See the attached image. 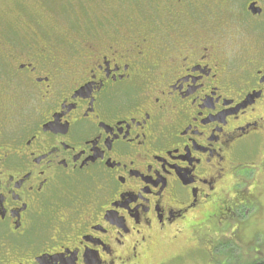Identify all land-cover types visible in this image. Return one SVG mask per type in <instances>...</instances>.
I'll list each match as a JSON object with an SVG mask.
<instances>
[{
	"label": "flooded vegetation",
	"instance_id": "af4514ba",
	"mask_svg": "<svg viewBox=\"0 0 264 264\" xmlns=\"http://www.w3.org/2000/svg\"><path fill=\"white\" fill-rule=\"evenodd\" d=\"M144 1L0 0V264H140L255 172L264 0Z\"/></svg>",
	"mask_w": 264,
	"mask_h": 264
},
{
	"label": "rangeland",
	"instance_id": "374dc122",
	"mask_svg": "<svg viewBox=\"0 0 264 264\" xmlns=\"http://www.w3.org/2000/svg\"><path fill=\"white\" fill-rule=\"evenodd\" d=\"M140 1L83 0L87 7H115L120 14ZM243 155L245 162L256 165L255 172L246 173L238 181L245 180L246 185H237L236 179L230 178L213 207H209V216L197 214L183 227V233L176 240L158 239L140 264H163L171 255L187 249L191 254L186 260L164 264H254L264 261V149L260 151L249 146ZM248 194H252L251 199L255 201L260 198V202L244 201Z\"/></svg>",
	"mask_w": 264,
	"mask_h": 264
},
{
	"label": "snow or ice",
	"instance_id": "6c2138e0",
	"mask_svg": "<svg viewBox=\"0 0 264 264\" xmlns=\"http://www.w3.org/2000/svg\"><path fill=\"white\" fill-rule=\"evenodd\" d=\"M208 159L211 161V157H208ZM174 163H175V161H174ZM163 192V190L161 189L160 190V193H162ZM199 192H200V189L199 188H197L196 189V193H195V196H194V199H193V202L191 203V205H181L180 207L183 209V211L184 212H187L188 211V208H189V206H191V207H196V205H198V204H200V197H199ZM163 197L161 196V199H162ZM137 199V197H135V196H131V200H129V201H126V204H131V208L135 211V214H137V216H138V207H137V204H135V203H131V201L132 200H136ZM161 211H163V210H161ZM181 213L180 212H175L174 213V215H180ZM124 215L126 216L127 215V212L125 211V213H124ZM112 219H113V221L115 222V223H119V224H124L125 223V221L121 218V216L120 215H114L113 217H112ZM161 219H163V216L161 217ZM89 264H95V262L94 261H90L89 262Z\"/></svg>",
	"mask_w": 264,
	"mask_h": 264
},
{
	"label": "trees",
	"instance_id": "16d2710c",
	"mask_svg": "<svg viewBox=\"0 0 264 264\" xmlns=\"http://www.w3.org/2000/svg\"><path fill=\"white\" fill-rule=\"evenodd\" d=\"M254 264H264V261H262V262H258V263H254Z\"/></svg>",
	"mask_w": 264,
	"mask_h": 264
}]
</instances>
